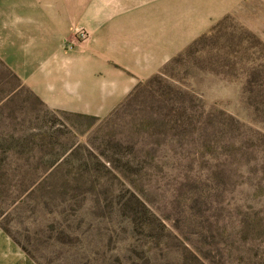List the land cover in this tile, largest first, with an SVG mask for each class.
<instances>
[{
    "label": "rangeland",
    "instance_id": "1",
    "mask_svg": "<svg viewBox=\"0 0 264 264\" xmlns=\"http://www.w3.org/2000/svg\"><path fill=\"white\" fill-rule=\"evenodd\" d=\"M189 2L194 45L104 116L0 59V264H264V0Z\"/></svg>",
    "mask_w": 264,
    "mask_h": 264
},
{
    "label": "crops",
    "instance_id": "2",
    "mask_svg": "<svg viewBox=\"0 0 264 264\" xmlns=\"http://www.w3.org/2000/svg\"><path fill=\"white\" fill-rule=\"evenodd\" d=\"M189 0H0V59L48 107L104 116L204 30ZM80 25L90 37L66 46Z\"/></svg>",
    "mask_w": 264,
    "mask_h": 264
},
{
    "label": "built area",
    "instance_id": "3",
    "mask_svg": "<svg viewBox=\"0 0 264 264\" xmlns=\"http://www.w3.org/2000/svg\"><path fill=\"white\" fill-rule=\"evenodd\" d=\"M83 29L77 30V33L74 36H71V38H67L66 41L70 42L71 46L76 44V42L83 41L88 39L89 35L87 31H82Z\"/></svg>",
    "mask_w": 264,
    "mask_h": 264
},
{
    "label": "trees",
    "instance_id": "4",
    "mask_svg": "<svg viewBox=\"0 0 264 264\" xmlns=\"http://www.w3.org/2000/svg\"><path fill=\"white\" fill-rule=\"evenodd\" d=\"M193 45H194V44L190 45L188 49H185V50L181 51L178 55L174 56V57L169 61V63H167V64H166V65L160 70V72H164V70H167L168 66H169L171 63H175V62L179 61V60L182 58V56L186 53V51L189 50ZM160 72H158V73H160ZM155 75H157V73L154 74V77H155ZM152 77H153V76H152ZM152 77H151V78H152ZM140 84H141V83H140ZM140 84H139V85H140ZM139 85L136 86V87L134 88V90H136V89L139 87ZM132 92H133V91H132ZM132 92H131V93H132ZM131 93H130V94H131Z\"/></svg>",
    "mask_w": 264,
    "mask_h": 264
}]
</instances>
